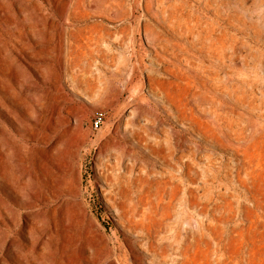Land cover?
<instances>
[{"label":"rangeland","instance_id":"rangeland-1","mask_svg":"<svg viewBox=\"0 0 264 264\" xmlns=\"http://www.w3.org/2000/svg\"><path fill=\"white\" fill-rule=\"evenodd\" d=\"M16 1L0 0V18ZM52 1L42 28L22 35L28 47L0 37V264H148L135 256L163 240L162 264H264V0L248 1L249 104L201 106L172 89L171 114L150 77L172 75L144 34L146 24L164 28L139 0H87L66 22L67 0ZM57 119L73 128L52 151L43 125ZM207 186L217 197L204 203ZM60 188L78 194L47 254L39 228L50 206L27 205ZM219 199L226 216L214 210Z\"/></svg>","mask_w":264,"mask_h":264},{"label":"bare ground","instance_id":"bare-ground-1","mask_svg":"<svg viewBox=\"0 0 264 264\" xmlns=\"http://www.w3.org/2000/svg\"><path fill=\"white\" fill-rule=\"evenodd\" d=\"M47 1L48 3L46 2L47 4H45L43 0H17L14 3L13 15H3L0 18V37L7 38L11 42H9L8 47L11 46L17 49L14 42L26 46L22 41V35H27L28 31H39L42 28L43 19L49 17L47 12L53 5L52 0ZM106 1L114 2V0ZM193 1L196 4H191L193 7L187 9V4ZM248 1L139 0L140 7L153 16L164 28V31H159L146 24L144 26V34L154 44L153 60L162 66L164 72L172 75V78L167 80V82L150 77L151 91L158 93L164 98L162 105L169 114L171 112L168 104L174 102L172 89H175L174 92L176 91L178 94L184 93L187 98L194 99L201 106L218 102L249 104L250 70L252 65L249 38L252 23L250 21L251 8ZM86 2L87 0L65 1L61 19L65 22L68 21L71 13L76 9H81ZM210 12L213 15L209 14ZM235 29H237V32L244 34V36L239 39L238 36L240 35L234 31ZM69 65L71 67L72 62H69ZM238 70L243 75L240 84L235 79V73ZM222 75L226 76L224 81ZM89 84L91 83L89 82ZM167 85L172 87L168 88ZM5 110L10 118L14 116L10 109L5 108ZM60 115L61 113L57 112L56 118L60 117ZM72 128L68 119H57L55 124H45L43 125L45 138L41 142L50 150H57L61 142H63L59 138V134L70 132ZM138 137L143 140L141 135L138 134ZM79 148L80 144L72 143L70 154L74 158L77 157ZM155 152H157V149H155ZM27 190L30 193L29 187H27ZM77 194V192L74 193L65 188L49 189L45 199L39 197L36 200L31 199L28 201L27 208L29 209H42L44 202L50 206L51 219L46 218L43 220L44 223L39 228L43 252L48 254L49 246L59 245L57 239L58 222L63 220V209L74 200ZM213 197L217 196L213 193L212 187L207 186L204 189L203 202L207 203ZM106 201L109 203L108 200ZM218 201L214 210L222 216L226 210L228 212V209L223 200L219 199ZM194 203L198 204L199 200L196 199ZM200 212L204 213V210L201 209ZM122 214L124 218L120 219H126L130 224L131 220L129 217L125 213ZM31 215H26L28 223L33 220ZM119 221H121V226L127 227L125 221ZM129 224L128 227H130ZM180 228L179 236H181L183 231V228ZM168 254L169 245L163 240L162 244L149 242L145 248H142V252L135 257L144 263L162 264L163 261L167 260ZM65 263V261L59 262V264Z\"/></svg>","mask_w":264,"mask_h":264},{"label":"built area","instance_id":"built-area-1","mask_svg":"<svg viewBox=\"0 0 264 264\" xmlns=\"http://www.w3.org/2000/svg\"><path fill=\"white\" fill-rule=\"evenodd\" d=\"M104 122L103 115L99 112L95 113L94 115V123L96 127H100Z\"/></svg>","mask_w":264,"mask_h":264}]
</instances>
